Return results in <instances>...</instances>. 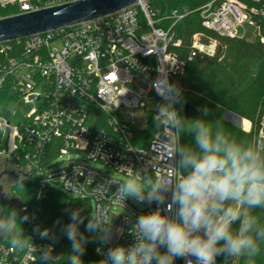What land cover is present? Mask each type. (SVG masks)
Instances as JSON below:
<instances>
[{"label":"built area","instance_id":"built-area-1","mask_svg":"<svg viewBox=\"0 0 264 264\" xmlns=\"http://www.w3.org/2000/svg\"><path fill=\"white\" fill-rule=\"evenodd\" d=\"M74 1L78 0H0V12L12 9L0 18ZM199 12L202 26L220 36L240 38L238 29L249 24L264 43V0H211ZM189 13L188 8L173 9L155 19L147 0H140L90 21L0 43V100L7 98L0 102V171L18 178L35 176L38 181L32 207L20 206L30 211V244L16 250L0 236V264H40L34 246L52 244L34 231L39 211L47 193L63 186L66 178L79 186L91 173L92 183L74 193L89 202L91 210L106 207L110 218L112 206L120 205L111 202L117 185L98 200L93 193L98 184L119 174L128 178L151 158L160 162V169L166 167L157 140L167 138L163 130L156 128L149 143L139 145L134 120L125 118L122 110L146 107L143 101L152 97L158 99L157 106L164 102L152 85L164 74L171 81L180 70L173 50L181 44L175 27ZM214 51L215 46L202 43L195 34L189 59ZM77 166L84 175L74 174ZM131 200L124 208L132 216L112 213L113 237L104 244L103 260L109 248L134 244L130 228L135 219L158 207L143 203L140 210ZM96 253L94 249L95 257ZM58 264L65 263L59 259ZM175 264L185 261L177 259Z\"/></svg>","mask_w":264,"mask_h":264},{"label":"clouds","instance_id":"clouds-1","mask_svg":"<svg viewBox=\"0 0 264 264\" xmlns=\"http://www.w3.org/2000/svg\"><path fill=\"white\" fill-rule=\"evenodd\" d=\"M152 86L164 101L157 106L154 120L167 137L157 139L166 167L160 169V162L151 158L127 179L111 176L93 193L102 200L112 185H117L112 203L124 208L125 202L133 199L158 207L135 219L130 228L134 244L109 248L100 264H175L181 258L185 264H217L218 257H223L224 264L236 258L252 264L264 244V222L255 213L264 210V147L237 141L203 117L186 120L175 107L183 99L182 90L166 74ZM202 112L207 116L209 110ZM185 131L194 134V146L180 142ZM74 174L84 175L82 166L75 167ZM85 183H92L91 173ZM84 184L77 186L66 178L63 188L74 193ZM65 211L70 222L61 225L60 231L71 243L68 262L82 264L88 243L80 231L85 217L81 209ZM112 218L106 207L97 205L86 230L108 244L113 237ZM29 219L16 210L0 212V236L7 237L12 248L24 250L30 241L22 224ZM34 231L42 239H56L48 228ZM34 251L39 252L35 261L40 264H58L60 257L53 255L52 245L34 246Z\"/></svg>","mask_w":264,"mask_h":264},{"label":"trees","instance_id":"trees-1","mask_svg":"<svg viewBox=\"0 0 264 264\" xmlns=\"http://www.w3.org/2000/svg\"><path fill=\"white\" fill-rule=\"evenodd\" d=\"M211 0H154L149 4L154 18L161 17L162 12H170L173 9L188 8L189 15L179 22L176 27V37L181 40L179 47L173 48L181 63L180 70L172 77L171 81L182 90V101L176 104V109L186 120L205 118L212 123L213 127H222L237 141L258 144V136L264 131V43L259 39L247 41L244 38H229L204 28L201 24L199 9ZM12 12V9L1 11L2 16ZM264 35V22L262 23ZM200 35V41L208 44L211 40L217 41L213 55H198L189 59L193 36ZM7 99V98H5ZM4 100H0L3 103ZM190 104L188 115L185 108ZM6 105V104H5ZM209 110L207 116H203L202 110ZM232 111L245 120L252 129L249 132L242 130L226 121L223 114ZM150 127L146 130L137 131L136 143L146 145L149 143L157 126L150 118ZM180 142L194 146V134L185 131L181 134ZM35 176L22 177L13 185L12 194L18 199V206L6 205L5 211L16 210L20 216L30 214V211L21 210V205L32 207L37 190ZM66 209H81V215L85 217L80 225V231L88 238L82 264H90L95 259V244L85 232V223L91 212L89 202L81 199H68L57 189L51 190L43 199L38 216V226L41 231L45 228L55 233V241L44 239L54 245L61 262L69 264L71 243L61 233V225L70 222ZM264 222V210H255ZM60 223L57 224L56 222ZM27 236L29 226L27 222L22 224ZM246 264L243 258H236L230 264ZM217 264H224L223 257L217 258ZM252 264H264V244L261 245V253Z\"/></svg>","mask_w":264,"mask_h":264},{"label":"water","instance_id":"water-1","mask_svg":"<svg viewBox=\"0 0 264 264\" xmlns=\"http://www.w3.org/2000/svg\"><path fill=\"white\" fill-rule=\"evenodd\" d=\"M140 0H78L41 10L0 18V43L23 39L27 36L46 31L69 27L90 21L104 15L116 12ZM190 104L185 108L188 115ZM241 123V118L238 121ZM13 173L4 171L1 178ZM0 200L8 206L16 207L17 198L7 199L4 186L0 183Z\"/></svg>","mask_w":264,"mask_h":264},{"label":"rangeland","instance_id":"rangeland-1","mask_svg":"<svg viewBox=\"0 0 264 264\" xmlns=\"http://www.w3.org/2000/svg\"><path fill=\"white\" fill-rule=\"evenodd\" d=\"M148 4H154V0H147ZM180 9V8H178ZM168 14V11H164L162 12V15H160L161 17H159L158 19H163L166 15ZM168 22H165V25H167ZM238 37L240 38H244L247 41H255L257 39V33H256V29L254 27H252L249 24H245L244 26H241L238 29ZM207 45H211V46H217V41L215 40H211ZM212 49V48H211ZM215 53V51H214ZM146 104V107L141 105H136L132 108H124L122 111L125 115V118H128L130 120H134V127L136 130L141 131V130H146L150 127V116H152L153 111L156 109L157 104H158V99L155 97L152 98H147L143 101ZM223 118L230 122L231 124H233L234 126L241 128L242 130L249 132L252 129V124L251 126L243 119L246 118H242L239 115L235 114L232 111H226L223 114ZM241 118V123H239V119ZM257 146H261L264 147V131L261 130L258 136V144ZM92 165V164H91ZM60 165H57L55 167H59ZM117 177L123 179H127L126 177H124L123 175L119 174L117 175ZM20 178H16L14 179V184L18 183V181L20 180ZM56 189L61 192L66 198L68 199H78L79 196L75 193H72L70 191H65L63 186L61 185H56L55 186ZM130 203L132 204V206L136 207L137 209H143V205L137 203L135 200H131ZM94 209V208H93ZM92 211V210H91ZM6 214L9 213V211H5ZM112 213H115L117 216H132V212L126 208H123L120 205H113L111 208V215H110V219L113 217ZM91 214V212H90ZM88 218H90V215L88 216ZM88 218L86 220L85 223V232L88 234V236L92 239L93 243L95 244V250L97 251L96 253V257L94 260H90V264H100V262L103 260L102 258V253L104 250V244L100 242V240L98 239V237L92 233V232H88L86 230V225L88 222ZM114 223V219L112 218V226ZM236 264V262L234 263Z\"/></svg>","mask_w":264,"mask_h":264},{"label":"flooded vegetation","instance_id":"flooded-vegetation-1","mask_svg":"<svg viewBox=\"0 0 264 264\" xmlns=\"http://www.w3.org/2000/svg\"><path fill=\"white\" fill-rule=\"evenodd\" d=\"M0 173H2V172L0 171ZM16 178H18V177H16ZM14 179H15V176L10 175V174H6L0 180V183H2L4 186L5 196L7 199H9L13 195L12 189H13V185L15 182ZM6 205L7 204L5 202L0 200V212H3V208Z\"/></svg>","mask_w":264,"mask_h":264}]
</instances>
